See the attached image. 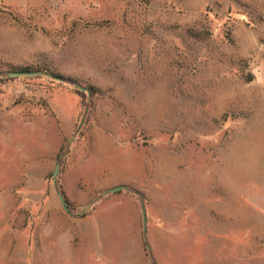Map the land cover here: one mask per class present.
<instances>
[{
	"label": "rangeland",
	"instance_id": "374dc122",
	"mask_svg": "<svg viewBox=\"0 0 264 264\" xmlns=\"http://www.w3.org/2000/svg\"><path fill=\"white\" fill-rule=\"evenodd\" d=\"M0 264H264V0H0Z\"/></svg>",
	"mask_w": 264,
	"mask_h": 264
},
{
	"label": "water",
	"instance_id": "95a60500",
	"mask_svg": "<svg viewBox=\"0 0 264 264\" xmlns=\"http://www.w3.org/2000/svg\"><path fill=\"white\" fill-rule=\"evenodd\" d=\"M42 73H21V72H16V73H12V74H9L10 76L12 77H19V76H23V75H26V76H37V75H41ZM79 89L83 92H89L88 89L82 87V86H79ZM60 171V164L57 166L56 168V171L54 173V176L55 178L57 177L58 173ZM123 188H115L113 190H111L110 192L112 193H115V192H118L120 190H122ZM60 198L62 200V203L64 205V207L69 210V207H68V203L66 202L64 196L61 194L60 195ZM143 215H144V227H145V233H147V227H148V215H147V209H146V206L144 205L143 206Z\"/></svg>",
	"mask_w": 264,
	"mask_h": 264
},
{
	"label": "trees",
	"instance_id": "16d2710c",
	"mask_svg": "<svg viewBox=\"0 0 264 264\" xmlns=\"http://www.w3.org/2000/svg\"><path fill=\"white\" fill-rule=\"evenodd\" d=\"M59 77H61V76H59Z\"/></svg>",
	"mask_w": 264,
	"mask_h": 264
}]
</instances>
